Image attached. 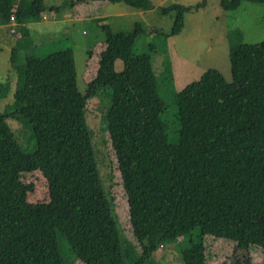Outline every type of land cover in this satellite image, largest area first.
Listing matches in <instances>:
<instances>
[{"label":"trees","instance_id":"16d2710c","mask_svg":"<svg viewBox=\"0 0 264 264\" xmlns=\"http://www.w3.org/2000/svg\"><path fill=\"white\" fill-rule=\"evenodd\" d=\"M86 1L91 0L50 10ZM107 1L136 10L153 7L151 0ZM218 1L226 12L245 2L264 4ZM206 4L161 7L162 15L174 17L166 38L180 34L185 15ZM46 10L45 0H0V26L15 25L21 35L10 58L18 77L13 102L0 112V264H63L60 238L84 264H147L161 247L196 229L199 239L182 250L183 264H205V235L233 241L239 249L264 250V41L230 40V82L208 69L177 91L172 65L163 61L160 77L178 110L179 140L173 144L152 53L135 52L142 25L131 32L101 26L106 48L83 94L71 48L43 58L26 55L23 62L19 57L27 25L41 22ZM118 60L122 71L116 70ZM103 88L111 89L106 128L138 245L123 236L114 216L110 177L103 180L86 118L88 99ZM10 90L0 83V101ZM9 117L29 124L34 152L23 150ZM34 171L47 181V203L28 202L33 187L22 176Z\"/></svg>","mask_w":264,"mask_h":264},{"label":"rangeland","instance_id":"374dc122","mask_svg":"<svg viewBox=\"0 0 264 264\" xmlns=\"http://www.w3.org/2000/svg\"><path fill=\"white\" fill-rule=\"evenodd\" d=\"M69 1L45 0L47 10L44 16L47 20L27 25L26 41H22L23 46L19 52L22 62L26 55L43 58L71 48L76 62L78 88L85 94L88 83L93 80L99 69V55L106 48L105 34L101 26L109 24L114 32H131L136 23H140L144 31L137 39L135 52L152 53L155 70L160 78V94L168 106L163 119L170 126V130L174 131L169 135V141L173 144L179 140V133L175 130L178 127V110L172 91L166 89L167 81L160 77L163 61L167 58L172 65L175 76L174 89L177 91L199 80L208 69L219 70L230 82L231 41H264V4L245 2L237 10L226 12L218 0H207L206 6L199 12L185 15V27L180 34L166 38L165 35L172 30L174 17L162 15L159 9L174 3L192 6L202 0H151L153 7L149 10H136L122 3L91 0L86 1L89 3L81 2L85 4L78 3L74 9L64 6L59 11L50 10V7H57ZM75 15L86 17L82 19ZM97 18H104V23L98 25ZM20 38L15 25L0 26V83H8L11 87L8 97L0 101V112L13 102L18 77L10 58L12 49ZM151 45L154 50L150 52ZM122 69L123 63L118 60L116 70ZM110 96L111 89L103 88L88 99L86 118L97 155L102 162V177H110L108 187L113 199L114 216L119 222L123 236L138 245L133 235L127 195L117 157L106 128ZM7 123L23 150L27 153L34 152L36 141L29 124L20 117H9ZM22 182L33 187L28 193L29 203L49 202L48 184L40 171L23 174ZM199 234L200 231L196 229L191 234L179 237L174 243L161 247L147 264H183L182 250L189 246L191 239L197 241ZM59 242L63 264H84L75 260L68 244L62 238ZM204 244L205 264H264V250L260 247L239 249L235 242L211 235L204 236Z\"/></svg>","mask_w":264,"mask_h":264},{"label":"crops","instance_id":"0c3cea01","mask_svg":"<svg viewBox=\"0 0 264 264\" xmlns=\"http://www.w3.org/2000/svg\"><path fill=\"white\" fill-rule=\"evenodd\" d=\"M107 0H104V1H102V2H106ZM89 2H91V1H89ZM89 2H86V3H89ZM108 2V1H107ZM81 4H85V3H81ZM75 8V7H74ZM73 8V9H74ZM75 17H78L77 15H75ZM86 16H79L78 18H82V19H84ZM43 19H45V20H47V18L45 17V18H43ZM98 19V18H97ZM100 19V18H99ZM104 19V18H103ZM43 21V20H42ZM101 23H104V22H101Z\"/></svg>","mask_w":264,"mask_h":264},{"label":"clouds","instance_id":"9594fccd","mask_svg":"<svg viewBox=\"0 0 264 264\" xmlns=\"http://www.w3.org/2000/svg\"><path fill=\"white\" fill-rule=\"evenodd\" d=\"M43 18H45V16Z\"/></svg>","mask_w":264,"mask_h":264}]
</instances>
